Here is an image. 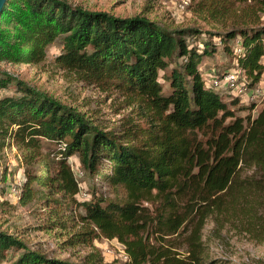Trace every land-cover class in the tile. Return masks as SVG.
Returning a JSON list of instances; mask_svg holds the SVG:
<instances>
[{
    "label": "trees",
    "instance_id": "obj_1",
    "mask_svg": "<svg viewBox=\"0 0 264 264\" xmlns=\"http://www.w3.org/2000/svg\"><path fill=\"white\" fill-rule=\"evenodd\" d=\"M193 1L208 30L65 0L4 4L0 61L37 65L59 42L55 65L118 100L116 114L123 111L100 125L0 70V152L15 147L26 165L23 180L8 188L15 185L22 204L36 205L44 229H84L63 245L96 235L122 244L131 264H167L179 253L161 240L190 230L186 253L201 264L208 220L219 235L226 228L264 244V105L255 114V106L237 107L238 98L209 86L201 71L220 50L234 58L248 87L260 81L264 0ZM233 7L240 15L221 22ZM10 87L12 95L1 94ZM241 109L248 113L237 115ZM101 262L98 254L81 262L58 258L0 229V264Z\"/></svg>",
    "mask_w": 264,
    "mask_h": 264
},
{
    "label": "rangeland",
    "instance_id": "obj_2",
    "mask_svg": "<svg viewBox=\"0 0 264 264\" xmlns=\"http://www.w3.org/2000/svg\"><path fill=\"white\" fill-rule=\"evenodd\" d=\"M73 5L81 6L90 11L107 12L114 16L129 17L134 15L146 16L157 22H165L177 26H199L203 30L211 28L202 15L195 13L193 0H186L188 7L181 8L185 0H65ZM241 9L233 7L227 15L220 19L221 22H231ZM233 18V19H232ZM203 34L201 37H205ZM199 43V41H197ZM59 42L49 49V55L44 61L35 65L32 63L12 64L0 61V70L9 74L16 82H21L28 87L34 88L48 96H51L67 106L75 107L81 112H87L98 124L105 125L118 120L120 114H116L118 100L106 98L105 94L99 93L90 86H84L71 76H66L53 62V55L57 51ZM238 44L234 52L239 53ZM264 64V56L261 59ZM203 78L211 86L215 77H223L230 73L236 76V83L243 89L241 94L225 87L219 89L224 95L238 98L237 107L255 106L251 114H255L264 105V74L260 81L253 87H248L245 77L235 69L234 58L229 52L226 54L218 50L212 57H206L201 67ZM8 95L14 93L10 87L6 92ZM237 115L245 116L246 109L238 110ZM74 169L80 168L73 158ZM7 169L6 180L1 175ZM25 163L21 160V153L10 147L0 152V229L6 230L16 238L26 241L32 247L41 248L47 254H54L58 258H68L75 262H81L86 256L100 255L101 264H129L125 260L121 248L115 241L107 240L96 235L86 239V243L75 245L65 244L72 232H83L81 226L74 230L44 229V217L39 215L36 205L22 204L13 188H8L12 181H22ZM85 178L79 179L83 184ZM182 236L164 238V246L173 247L178 255L167 264H192L186 253L185 237L190 230H185ZM220 229L208 220L201 230L202 255L204 261L201 264H264V244L249 241L243 234L236 230L227 231L226 228L219 235Z\"/></svg>",
    "mask_w": 264,
    "mask_h": 264
},
{
    "label": "built area",
    "instance_id": "obj_3",
    "mask_svg": "<svg viewBox=\"0 0 264 264\" xmlns=\"http://www.w3.org/2000/svg\"><path fill=\"white\" fill-rule=\"evenodd\" d=\"M187 5H188V2L185 0V1H182L180 7L185 8V6H187ZM211 87L216 88V89H222L223 87H225L229 90L235 91V93H237V94H241L243 92V89L241 87H239L236 83V76L233 74H230V73L226 74L222 78L221 77H215L212 81ZM74 171L78 177L83 176V173L80 169L76 168V169H74ZM11 188H13V190H15V185L12 186ZM113 241H115V243L121 248L125 260H127L128 263L131 264L130 258L125 253L123 245L120 244L119 242H117L115 239H113Z\"/></svg>",
    "mask_w": 264,
    "mask_h": 264
},
{
    "label": "water",
    "instance_id": "obj_4",
    "mask_svg": "<svg viewBox=\"0 0 264 264\" xmlns=\"http://www.w3.org/2000/svg\"><path fill=\"white\" fill-rule=\"evenodd\" d=\"M7 0H0V13L2 11V8L4 7V4L6 3Z\"/></svg>",
    "mask_w": 264,
    "mask_h": 264
}]
</instances>
